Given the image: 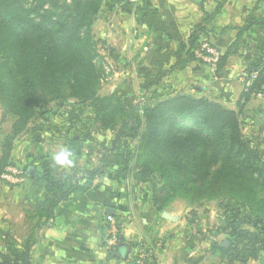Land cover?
Instances as JSON below:
<instances>
[{
    "label": "trees",
    "instance_id": "16d2710c",
    "mask_svg": "<svg viewBox=\"0 0 264 264\" xmlns=\"http://www.w3.org/2000/svg\"><path fill=\"white\" fill-rule=\"evenodd\" d=\"M110 1L0 0V102L5 110L3 119L9 114L15 117L12 132L2 147L0 182L10 164L11 148L7 142L21 134L37 108L49 101L67 100L75 109L76 104H89L103 116L125 113L113 139L114 148L119 149L118 142L128 135L131 113L115 95L100 94L105 70L99 62L92 25ZM210 15L206 12L188 43L182 46V51L188 49L194 58L202 33H217ZM257 24L264 26V22L253 20L240 29L246 32ZM233 48L221 55L219 64L224 63ZM245 61V69L257 71V77L244 85L239 110L186 93L147 101L143 113L136 117L140 129L135 135L136 146L127 151V157L134 160L128 170L137 169L150 183L157 213L180 196L197 203L235 191L242 197L240 205L247 210L228 206L222 230L234 231L237 240L224 247L223 256L239 257L240 253L245 260L253 258L264 264V154L244 133L241 109L252 96L264 94V59L254 61L247 53ZM71 98L75 103L70 102ZM183 122H191L194 127L179 128ZM52 170L44 174L48 199L35 204L32 214L23 221L27 237L19 234L22 252L14 256L0 248V264H28L38 230L60 213L79 190L76 174L60 181ZM24 171L27 177H37L35 167ZM84 173V186L89 188L90 179L98 176L100 170L86 169ZM252 212L256 213L255 218ZM115 217L120 221L118 215ZM245 223L256 224L259 232L244 229ZM119 239L121 243L126 240L124 235Z\"/></svg>",
    "mask_w": 264,
    "mask_h": 264
},
{
    "label": "crops",
    "instance_id": "0c3cea01",
    "mask_svg": "<svg viewBox=\"0 0 264 264\" xmlns=\"http://www.w3.org/2000/svg\"><path fill=\"white\" fill-rule=\"evenodd\" d=\"M206 12L211 14L210 21L217 32L215 44L221 55L234 46L233 52L216 68L192 57L188 49L182 51ZM101 18L105 47L109 48L105 50L106 58L116 60L122 66L119 71L132 76L129 83L135 90L161 98L178 93L205 96L228 108L240 109L244 91L241 71L246 67L242 41L252 29L264 26L257 24L246 32L240 27L253 20L264 22V0H111ZM241 109L244 133L264 154V94L252 96ZM33 167L37 177L29 173L23 183L16 185L0 182L2 250L3 236L7 234V250L22 252L21 236L16 233L15 224L32 214L35 204L48 199L46 178L37 165ZM118 202L119 197L106 179L89 188L80 185L60 213L38 230L28 264L131 263L130 231L125 230L124 234L128 249L123 248L119 256H116L118 247L113 250L103 247L106 216L120 213ZM171 208L160 216L168 223L178 224L179 217L170 212ZM168 223L165 227H155L153 237L163 243L158 255H153L156 264H221L217 259L210 261L205 257L207 249L203 243H185L182 238L183 234L188 235L185 229L177 231L176 225L168 226ZM209 249L213 256H223V248L212 245Z\"/></svg>",
    "mask_w": 264,
    "mask_h": 264
},
{
    "label": "rangeland",
    "instance_id": "374dc122",
    "mask_svg": "<svg viewBox=\"0 0 264 264\" xmlns=\"http://www.w3.org/2000/svg\"><path fill=\"white\" fill-rule=\"evenodd\" d=\"M104 9L105 6L92 25L96 50L101 56L99 62L105 70L101 80L100 94L115 95L124 103L126 110L131 113L128 135L117 144L120 148H114L113 139L122 125L125 113L103 116L99 112H95L89 104H76L75 109L69 105V101L59 99L40 105L27 128L7 142L8 147L11 148L9 162L20 165L24 169L33 168L35 164L43 175L46 171L48 173L50 169H54L51 173L60 181L67 175L76 174L80 185H84L87 179L84 173L86 169L98 168L100 174L90 179L91 185H98L102 179L110 182L114 194L119 197L120 213L118 219L124 225V230L130 231V234L137 238L144 236L153 239L155 227H165L168 221L163 216V219L161 218L160 215L163 211L157 213L154 210L150 183L139 174L137 169L135 171L128 170L133 165L134 160L132 161L127 157V151L136 146L135 135L140 129L137 123V115L143 113L142 109L147 101H157L161 97H157V94L154 93L135 90V86L131 82L129 83L132 80L131 75L127 71H119L122 66L116 60L111 61V59L106 58V51H109V48L105 47V40L103 39V19L101 17ZM263 30L264 28L260 27L252 29L251 33L248 32L245 40L242 41L246 54L250 53L251 59L257 62L262 58L264 59ZM110 54H112L111 51ZM70 102L75 103V99L71 98ZM73 109L75 110L72 113ZM4 111L0 102L1 147L12 132L15 119L11 114L3 119ZM178 127L189 129L194 127V124L183 122ZM62 148H67L72 153L69 159L73 163L70 166H60L52 159L53 154L58 153ZM240 203H242V197L235 191L226 192L220 197L197 203H190L188 198L180 196L169 206L172 207L170 212L179 217L178 224L172 221L168 223V226L176 225L174 227H178L177 231L185 229L188 233V235L185 233L182 236L185 243L192 245L203 243L207 249L204 255L210 261L217 259L221 264H261L253 258L245 260V257L240 253L239 257L233 258L228 255L216 257L209 253V247L214 242L217 243L218 248L223 247L224 252V247H229L230 241L236 243L237 237L234 231L222 230V227L226 224L225 213L229 205L238 207L242 212L247 210L242 208ZM251 216L255 218L256 213L252 212ZM243 227L255 234L257 231L259 232L254 223H245ZM15 230L18 235H24L23 220L16 222ZM3 237L5 246L3 245L2 251L8 252L9 250L6 248L8 236L5 234ZM226 241L229 242L227 245L225 244ZM245 243L247 240L242 245L244 246ZM10 252L14 256L20 255L14 250ZM208 254L213 257L211 258Z\"/></svg>",
    "mask_w": 264,
    "mask_h": 264
},
{
    "label": "built area",
    "instance_id": "2783aa9c",
    "mask_svg": "<svg viewBox=\"0 0 264 264\" xmlns=\"http://www.w3.org/2000/svg\"><path fill=\"white\" fill-rule=\"evenodd\" d=\"M136 1V0H132ZM195 58L201 62L216 68L221 58V53L215 44V35L211 32L202 33L199 45L194 50ZM241 77L245 86H248L253 79L257 77V71H248L243 68ZM262 94V93H259ZM3 179L8 184L16 185L23 183L27 179V175L22 167L15 164L7 166L3 174ZM124 225L119 222L114 214H107L105 236L103 239V247L106 250H113L121 243L119 237L124 235ZM132 239L133 253L131 263L129 264H150L153 261V255H158L163 243L159 239L152 240L148 237L137 238L135 235L130 234Z\"/></svg>",
    "mask_w": 264,
    "mask_h": 264
},
{
    "label": "clouds",
    "instance_id": "9594fccd",
    "mask_svg": "<svg viewBox=\"0 0 264 264\" xmlns=\"http://www.w3.org/2000/svg\"><path fill=\"white\" fill-rule=\"evenodd\" d=\"M72 153L67 148H62L58 153H54L52 159L60 166H70L73 161L69 159Z\"/></svg>",
    "mask_w": 264,
    "mask_h": 264
},
{
    "label": "water",
    "instance_id": "95a60500",
    "mask_svg": "<svg viewBox=\"0 0 264 264\" xmlns=\"http://www.w3.org/2000/svg\"><path fill=\"white\" fill-rule=\"evenodd\" d=\"M110 214H112V213H110ZM228 243H229L228 241L225 242L226 245H227ZM123 248L128 249L127 244L124 243V242H122V243H120V244L118 245V252H116V256H119L118 253H120V252L122 251Z\"/></svg>",
    "mask_w": 264,
    "mask_h": 264
}]
</instances>
